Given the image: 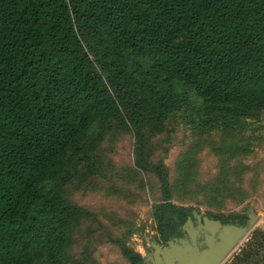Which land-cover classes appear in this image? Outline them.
<instances>
[{"label":"trees","instance_id":"obj_1","mask_svg":"<svg viewBox=\"0 0 264 264\" xmlns=\"http://www.w3.org/2000/svg\"><path fill=\"white\" fill-rule=\"evenodd\" d=\"M262 115L264 0H0V264H100L106 245L114 264H142L133 207L150 194L163 242L193 212L174 203L188 201L192 160L172 180L159 138L219 131L233 162ZM231 162L219 195L246 168ZM227 264H264V230Z\"/></svg>","mask_w":264,"mask_h":264},{"label":"rangeland","instance_id":"obj_2","mask_svg":"<svg viewBox=\"0 0 264 264\" xmlns=\"http://www.w3.org/2000/svg\"><path fill=\"white\" fill-rule=\"evenodd\" d=\"M239 139L244 152L236 156V160L230 161L225 146H222L219 131L209 134H201L198 129L181 125L176 131L168 133L158 140V148L155 161L161 160L166 163L170 171L172 180L179 173L176 171L178 158L189 159L193 165L192 173L189 177L191 185L186 190L187 200L185 203H174L178 206L192 207L198 215L214 213L239 214L249 209H254L259 215V220L251 232L243 239L237 248L227 257L222 264H227L236 252L245 244L251 233L255 229L264 230V115L260 119H249L243 123L239 131ZM122 146L116 152V160L121 163H130L133 157L132 141L129 137L124 139ZM187 155V156H186ZM186 156V157H185ZM223 162L240 164L244 171L239 175H233L236 183V190L225 192L219 195V168ZM173 182V181H172ZM157 198L161 192L157 186L155 189ZM148 194V193H147ZM149 204L133 207L137 211V222L142 231L133 235L128 244L136 251L146 257L151 252L152 244L163 242L158 233L157 223L153 213L155 200L148 194ZM100 264H114L120 262L118 250L111 245H106L96 253Z\"/></svg>","mask_w":264,"mask_h":264},{"label":"water","instance_id":"obj_3","mask_svg":"<svg viewBox=\"0 0 264 264\" xmlns=\"http://www.w3.org/2000/svg\"><path fill=\"white\" fill-rule=\"evenodd\" d=\"M242 214L249 215V220L244 226L223 224L220 220H212L207 216L201 217L197 212H193L182 230L189 234L190 228H194L196 219L199 228L211 235H207L206 238L207 249H200L195 236H192V241L179 239L175 242L171 240L166 247L155 242L152 244L154 252L149 253L142 264H222L259 220V215L254 209H249ZM217 233H219V240L215 239Z\"/></svg>","mask_w":264,"mask_h":264},{"label":"flooded vegetation","instance_id":"obj_4","mask_svg":"<svg viewBox=\"0 0 264 264\" xmlns=\"http://www.w3.org/2000/svg\"><path fill=\"white\" fill-rule=\"evenodd\" d=\"M193 212H192V215H193ZM242 213L243 212L239 213V218H236V219H231V218H227V217L226 218L225 217H219V216H215V215L209 214V213L206 214V215H201V217L207 216L208 218H210L212 220H218V221L220 220L223 224H235V225H238V226H244V225H246L247 221L249 220V215L248 214H242ZM191 216H189V217H191ZM185 223L183 224V226L185 225ZM183 226H182V228H183ZM182 228H181V233L178 236H175V237L169 239L168 241H165V242H162V243L158 242V243H160L162 245V247H166L167 243L169 241H171V240H173L175 242H177V240H179V239H185V240H188V241H192L191 240L192 236H195L196 239H197V242H198V245H199L200 249L201 250L207 249L208 246H207V241H206L207 239L206 238H207V235H209V236H211V235L206 233L205 230H202V229L199 228V224H198L196 219H195L194 228H190V233L189 234L183 232ZM218 235H219V233H217L215 235V239L216 240H219L218 239ZM150 251L151 252H149V253H153L154 252L153 247H152V249H150ZM149 253H147V255Z\"/></svg>","mask_w":264,"mask_h":264}]
</instances>
